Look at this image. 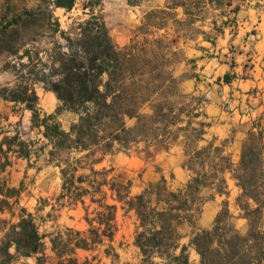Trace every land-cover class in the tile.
Listing matches in <instances>:
<instances>
[{
    "label": "trees",
    "instance_id": "16d2710c",
    "mask_svg": "<svg viewBox=\"0 0 264 264\" xmlns=\"http://www.w3.org/2000/svg\"><path fill=\"white\" fill-rule=\"evenodd\" d=\"M52 4L69 12L74 0H54ZM178 6L185 5L173 3L171 8ZM185 13L192 14L187 8ZM74 20L75 27L59 31V19L53 17L52 11L32 9L3 27L38 24L50 31L51 48L30 47L17 57L19 63L11 67L16 83L12 87H0V99L23 105L31 112L32 126L43 128L42 134L51 145L49 161L60 169L62 196H67L70 204L82 206L88 225L85 231L66 229L64 234L51 238L55 262L49 264H80L74 256L76 250L94 251L106 242L105 256L118 258L116 253H111L110 245L116 231L118 208L106 203L105 189L115 202L122 204V209L135 213L137 226L133 244L139 250L140 264H156V258L167 264H264L261 132H249L239 163L231 169L240 190L236 203L241 217L247 221V231L241 234L234 228L227 203H224L211 228L192 235L189 244L199 260L191 263L187 247L180 246L179 228L183 223L193 222L204 190L227 194L222 175L231 166L222 155V148L212 144L198 147L205 123L197 120L200 113L177 92L172 67L176 61L169 59L176 55L173 49L177 41L167 42L166 37L161 36L154 40L144 38L140 43L132 39L118 47L101 17L90 13L85 19ZM169 20L177 27L194 22L177 20L165 9L151 10L144 16L140 30L144 35L167 30ZM58 32L62 43L56 39ZM34 84H41L55 95L59 105L54 114L41 113ZM62 112L75 117L68 131L62 130L57 121ZM180 136L185 140L186 155L190 156L186 166L193 172L182 189L169 191L161 179L138 195L130 196V180L115 177L108 181V173L94 170L107 156L130 153L139 145L142 152L151 155L167 149L168 144ZM2 144L7 146L5 151ZM14 144L18 146L19 155L28 158L31 143L21 141L19 135L4 137L0 142V171L9 164L7 154ZM63 154L77 157L70 161L71 158L62 159ZM87 168L90 173L76 176L79 169ZM18 193L19 190L0 188L5 198L1 205H7V198ZM91 204H96L97 208L89 212ZM44 238L33 215L21 209L18 221L12 223L0 239V264H11L18 257H35L36 264H47L50 259L45 254ZM11 248L14 253L10 252ZM178 249L179 254L175 255ZM87 262L86 259L83 264Z\"/></svg>",
    "mask_w": 264,
    "mask_h": 264
},
{
    "label": "crops",
    "instance_id": "0c3cea01",
    "mask_svg": "<svg viewBox=\"0 0 264 264\" xmlns=\"http://www.w3.org/2000/svg\"><path fill=\"white\" fill-rule=\"evenodd\" d=\"M152 1L156 8L165 2V0ZM185 9L184 7L179 9L180 15L183 18L192 17L196 19L193 25L198 26L201 31L195 38L183 41L178 47L182 60L176 64L173 72V76L177 79L176 89L178 94L186 98L187 103H190L200 113L197 120L205 123L204 133L202 139L198 142V147L201 148L212 144L213 147L222 148V155L227 157L228 164L231 166L230 169L225 170L222 177L227 185V175H229V178L236 186L235 180L231 175V169H234L239 163L242 146L249 132H261L262 143L264 144V0H202L201 6L190 12L192 14H186ZM57 104L58 100L52 92H44L42 99L38 97V108L42 114H54L58 107ZM64 113L65 115H72L68 112L60 113L57 116L59 123V118ZM23 114L27 124L30 126V130H36L38 136L44 140L35 149V156L38 159L43 158L44 163L50 165L52 162L49 161L48 152L51 150V145L48 144V140L42 134L43 128L32 126L31 112L24 109V106ZM70 124L64 127L60 123L64 131L69 130ZM33 144L34 142L31 143V145ZM2 149L4 151L7 149L6 144H2ZM33 151L30 149L29 155ZM7 155L9 164L3 171H0V175L6 173L8 178L5 179L1 189L3 191L6 188L15 189L19 190V193L7 198L8 204L0 207V239L4 236L9 226L18 221L21 209H25L21 208L15 218L13 205L18 203L23 191V182L20 181L21 179L15 173H20L18 170L24 173L26 167H29L26 162L30 158V156L28 158L20 156L18 146L15 144L12 145ZM153 155L154 159L156 158L162 176L155 182L150 177L146 178L144 181L145 185L135 195L141 193L148 185L156 184L161 179L165 181L169 191L182 189L191 179L193 172L186 166L190 156L186 155L185 140L182 136L176 141L170 142L167 149L158 150ZM1 159L4 160L2 155ZM103 162L104 160L100 164ZM152 170L149 168L147 173H153ZM130 181V196H135L131 193L134 184L132 180ZM18 184L19 187L16 188ZM60 191L62 195V189ZM204 193H210V196L205 200L201 214L196 219H193V223H183L179 228V233L182 236L180 246L184 245L187 247L186 254L189 261L191 252L197 255L194 248L189 244L192 235L208 229V227L211 228L209 226L210 223L213 224L221 210V200L224 195H227L218 194L214 189H206L202 192V194ZM2 197L4 199V196L0 194V198ZM68 206L71 210H76L80 204L72 205L69 202ZM25 210L29 213L27 209ZM122 210L125 213H133L134 215L132 246L138 254L140 264L141 256L139 250L133 244L137 218L133 211L126 212L125 209ZM6 213L10 214H8L9 217H7ZM80 224H82V227L72 228L67 226L65 229L85 231L88 225L84 220V214ZM118 228L116 226L113 240L110 243L111 246L114 245L116 234L119 231ZM183 229H195L196 232L183 234ZM43 235H45V254L50 259L47 264L54 263L55 255L50 245V239L54 236ZM101 247L103 246L97 247L94 251L78 249L74 256L80 264H83L89 258H92L97 263L102 258H108L113 263L114 257H106L103 252L104 249L99 250ZM10 252L14 253V249L11 248ZM81 253H86V255H83L84 257L82 258L80 256ZM91 254H93L92 257H89ZM116 254L119 260L120 256L118 253ZM178 254L179 249L175 252V255ZM17 260L22 264H36L35 257H18L15 261ZM156 260L159 262H156ZM15 261L11 264H14ZM154 262L156 264H167L158 258L154 259Z\"/></svg>",
    "mask_w": 264,
    "mask_h": 264
},
{
    "label": "rangeland",
    "instance_id": "374dc122",
    "mask_svg": "<svg viewBox=\"0 0 264 264\" xmlns=\"http://www.w3.org/2000/svg\"><path fill=\"white\" fill-rule=\"evenodd\" d=\"M54 0H0V87L10 86L12 87L16 81L11 72V67L19 63L17 57L22 52L30 47L51 48L50 31L38 24L32 25H11L4 29L5 25L11 21L14 17L20 16L27 10L39 9L52 11L53 17L59 19V31H68L70 27H75V18L85 19L90 13L101 17L108 29L109 36L112 42L118 47H122L128 44L132 39L135 42L140 43L144 38L148 40L159 39L161 36H165L167 42L170 40L177 41L176 55L169 57L170 60L176 61L172 66L175 69L176 64L182 60L180 49L178 48L183 41L195 38L200 29L198 26L189 25L185 27L174 26L172 20H169L167 30L159 29L154 34L144 35L140 28L144 23V16L151 10L165 9L172 15H175L177 20H196L192 17L183 18L180 15L179 9L182 6H178L175 9L171 8L173 3H183L187 8V11L192 12L201 6L202 0H165L160 7H154L152 0H74V6L66 12L63 8H54L52 2ZM138 2L139 5H131L129 2ZM156 23H159L156 20ZM56 39L62 43V39L59 38V32L56 34ZM34 89L38 97L43 98L46 91L41 84H34ZM59 105V103L57 104ZM59 118L60 123L67 127L73 120L74 115H65ZM19 135L20 140L27 141V143L34 142L29 149L34 150L29 155L30 158L26 162L29 167H26V171L22 173H15L23 182V191L20 195L17 204L13 205V211L15 218L21 208H25L31 213L35 219L36 224L39 226V232L49 236H55L66 231V227L79 228L82 227L80 220L83 217V208L81 205L76 210H71L67 196L61 195L62 179L60 177V169L55 162L47 165L44 163L43 158L38 159L35 155V149H37L44 140L38 136L36 130L31 131L30 126L27 124L26 118L23 114V105L15 104L13 102L0 99V141L4 136L13 137ZM154 152L151 155H146L142 152V145L130 153H116L105 157L104 162L100 165H95L94 170L102 173H108L106 179L118 177L124 181L132 180L134 186L131 189L132 195L138 193L145 185V179L150 177L155 182L160 179L162 173L154 159ZM77 157L75 154L62 155V159ZM84 166L85 163H82ZM87 167V166H86ZM153 169V173H147V170ZM18 169V168H17ZM22 169V168H19ZM17 171V170H16ZM90 173L87 169H79L76 172V176L80 174ZM168 177V175L166 174ZM228 177V184L225 191L227 195H224L221 200L222 208L224 203H227L229 214L231 216L230 223L241 234H245L248 225L247 221L241 217L236 199L239 195V190L235 186L234 182ZM8 178L6 173L0 175V188L2 187L5 179ZM19 187V184L16 188ZM173 187V186H172ZM174 188V187H173ZM19 189V188H18ZM107 192L106 203L114 204L117 206L116 226H118V233L115 237L113 253H118L119 260L114 258L113 263L110 259L102 258L97 263L92 258H89L87 264H139V257L135 248L132 246L133 231L135 218L133 213H125L122 210V204L115 202L111 193ZM15 195V194H14ZM210 196V193H204L201 195L202 204L199 206V212L194 217L195 219L201 214L204 209V202ZM5 199V198H4ZM3 200V197L0 198ZM86 205L89 204V200H85ZM68 203V204H67ZM1 207V203H0ZM97 208L96 204H91L89 212ZM7 214V213H6ZM9 214V213H8ZM7 214V217L9 215ZM194 222V220H193ZM192 222V223H193ZM212 223H210L209 226ZM264 227V218H263ZM210 227H208L209 229ZM207 230V229H205ZM188 231V232H187ZM196 232V230L183 229V234ZM107 245V243H106ZM104 245L99 250L105 249ZM94 254V253H93ZM91 254L89 257H92ZM86 253H81L83 258ZM88 255V254H87ZM190 261H198V254L194 252L190 253ZM112 258V257H111ZM17 259V258H16ZM15 259V260H16ZM14 260V261H15ZM156 262H159L156 260ZM14 264H22L19 260Z\"/></svg>",
    "mask_w": 264,
    "mask_h": 264
}]
</instances>
